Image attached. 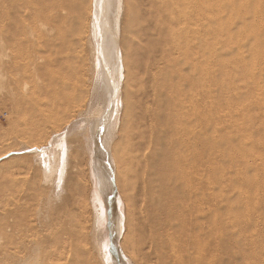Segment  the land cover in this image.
I'll use <instances>...</instances> for the list:
<instances>
[{
    "label": "rangeland",
    "instance_id": "374dc122",
    "mask_svg": "<svg viewBox=\"0 0 264 264\" xmlns=\"http://www.w3.org/2000/svg\"><path fill=\"white\" fill-rule=\"evenodd\" d=\"M91 1L83 2V10ZM241 1H123L117 35L127 42L120 43L123 68L119 83L128 108L121 107V127L116 126L115 136L106 148L99 129L109 128L105 120L117 106L110 103L106 107L105 99L92 96L91 63L82 65L80 60L73 59L67 64L69 73L84 70L88 78L85 86L81 81L71 83L84 86L82 110L73 111L75 98L70 100L68 115L60 118L63 112L55 110L56 107L60 110L61 104L46 86L49 82L44 74L49 62L47 0H0V264H80V259H71L67 248L65 254L52 256L51 243H41L51 237L53 213L58 223L77 226L73 234L63 238L68 247L75 241L88 250L84 264H103L101 240L110 264H116L113 256L117 250L127 264H132L131 260L137 264L131 248L139 238L146 241L145 254L142 253L146 262L162 264L151 253L154 249L151 227L162 224L158 227L160 235L155 237L159 239L162 235L163 240L166 238L163 227L168 219L171 222L172 214L165 211L163 218L148 220L144 208L153 203L144 194L143 186L149 183L154 188L158 184L156 192L158 196L161 194L162 204L167 202L168 206L175 201L174 187L178 186L175 184H182L187 176L182 165L175 168L172 158L176 154L179 160L185 162L186 158V163L192 166V188L207 201L208 209L220 221L217 228L207 232L212 242L221 240L225 245L221 244V249L213 242L209 261L264 264V0ZM180 3H189L190 7L177 11ZM185 9L190 13L186 11L185 15ZM36 12L41 16L39 21ZM181 14L186 18L190 14L191 20H182ZM81 23L84 29L87 22ZM37 41L41 43V57L36 69L33 60ZM69 46L79 50L81 47L76 37ZM40 70H44L43 74ZM64 104L62 109L66 110L67 103ZM99 118L94 135L98 145L91 146L86 140L88 134L80 135L74 127L82 121L86 129L88 120L98 123ZM173 128H181L178 135L185 145L189 142L195 148L192 154L187 156L175 148L177 134L172 137L169 132ZM183 128L189 129L190 135L183 133ZM58 135L65 136L72 147L70 161L67 154L64 157L66 171L62 182L49 168L50 160L46 158V168L45 160L37 157V152L54 149ZM101 145L107 153L102 147L97 148ZM116 145L124 153L117 154L113 148ZM156 146L162 148L164 155L169 151L170 154L162 155L156 169H152L148 164ZM131 149L136 150L137 157L124 162L122 156H127ZM105 157L114 178L117 168L128 176L131 174L126 181L116 178L111 196H122L126 216L132 220L124 250L113 235V204H108V199L103 204L102 230H96L92 196L98 186L92 168H98L99 162L106 161ZM52 162L55 163L54 159ZM149 172L160 183L144 182L142 176ZM126 185L129 187L125 188ZM130 195L133 199L129 201ZM213 255L217 257L214 259Z\"/></svg>",
    "mask_w": 264,
    "mask_h": 264
},
{
    "label": "bare ground",
    "instance_id": "6f19581e",
    "mask_svg": "<svg viewBox=\"0 0 264 264\" xmlns=\"http://www.w3.org/2000/svg\"><path fill=\"white\" fill-rule=\"evenodd\" d=\"M123 1L124 0H92L91 5L89 7L86 6L87 8L83 10L84 8L83 2L85 3V0H47L48 3L46 7V15H45L47 20V25L49 28L48 30L50 32V37L46 41V45H47L46 47H47V51H49L50 58L49 57L47 58V61L49 62L46 65V69L44 72V74L46 73V76L45 75L44 76L45 78H47L48 76V80H46V82L48 81L49 85L47 84L46 86H49L48 88H50V91H52V93L57 96L56 102L57 103L59 102V104H61L60 110H58L57 107L55 110L63 112V115L60 118H62L64 115L65 116L68 115L70 113V108H69L70 100H72L73 98H75V100L77 99L76 102L72 103L73 111H77V109L78 111H80V109L82 110V107H84L85 105L84 101H81L84 94V90L82 88H84L85 84L88 81V78L84 70H80V72L72 71L71 73H69L67 70V66H68L67 64L73 59L80 60L82 65L87 64V62L91 63L90 72L92 74V77L90 80L92 83H94V88L93 91L91 92L92 96L94 97L97 95L98 99L99 97L100 99L101 98L103 99L102 101H104L105 99L106 107L107 104L110 103L112 104L116 103L117 106L115 111H113V109L109 111L108 118L105 120V123L108 120L109 128H107L106 130L99 129V133H101V137H102L101 143L105 147L107 145L106 148L110 146V142L113 140L115 136L116 126L119 124L120 125L119 128L121 127V121H122V118L120 117L121 107L123 109L125 108V106L126 109L128 108V104H127L128 100L125 102L124 105V98H123L124 90L123 87L120 89V83H119L120 74H121L120 71L123 68L122 63L120 62V53H121L120 43H123L125 45L127 42V40L125 41L123 38L117 35L118 32L117 30L121 29L120 25H121V16L123 14ZM239 1L242 2L241 0ZM244 4L248 5V1L245 2ZM180 5L181 6H179L177 9L184 6H189V3L188 4L180 3ZM224 8L230 10L229 6L225 4H224ZM234 8L235 6L233 5L232 9ZM189 9L192 11L191 8ZM190 10L188 11V9H185V11L183 10V12L185 13L186 11H188L190 13ZM251 10L252 12L256 11V9H251ZM177 11H180V9ZM247 12L250 13V10L248 9ZM185 15L187 14L185 13ZM188 15H189L188 18L182 15V17L184 16V19L182 20H185V18L188 20L190 18V14ZM40 17L41 16L36 12L37 21L40 20ZM82 21L83 24L87 22L84 29H83L84 26L82 27V23H81ZM74 37H76L77 45L78 42H80L81 45L80 50L73 49V46L72 48L69 46L71 39ZM84 39L86 40V42H84ZM119 40H121V42ZM36 44H37L35 46L36 49H34L35 55H34L33 65L37 66L35 67L37 69L38 66L40 65L37 64L38 62H40L39 59L41 57V55H39V49L41 48L40 45L41 43L37 41ZM43 68H45V66ZM41 73L39 74V76L43 74ZM79 81H81V83L84 86L81 84V87L80 86L76 87L77 85H74L76 83H74L73 85L71 84L73 82L78 83ZM48 93H50L49 89H48ZM64 100H65L64 103H67L66 107H64L67 108L66 110L62 109V107L65 105L63 103ZM41 115L46 116V113L42 112ZM40 118H42V116ZM40 118L38 119L40 120ZM100 118L98 119V123L93 120H88L87 122L88 125L86 124L87 125L86 129L83 128V125L81 124L82 121L78 123L77 127H74L77 128L76 129L78 130L77 133H80V135L81 133H85V132L88 134L86 140L89 142V144L91 143V146H94L96 143L95 139H98L94 135L97 133V127H99V121L101 120ZM48 120H49V116H48ZM157 129L159 132L164 131L163 128H157ZM180 131L181 128H173V130L169 132L171 136L172 134L174 136H176L177 134L178 136V138H176L177 137L176 136L174 139V144L175 143L177 144L175 145L176 146L175 148L178 149V151H183L188 156L193 153L192 151H194L195 148H193L192 145L189 144V142H186L185 145V142L181 140L178 135L179 133H181ZM184 131L186 134L190 135L189 129L183 128V133ZM160 138L162 137H159V139ZM53 145L55 146L53 150L45 149L46 151H44L43 153L37 152V157L40 158L41 160H45L44 163L46 165L45 166L46 168H48L46 158L49 159L50 160L49 168L54 173H57V175L59 176V181L62 182L64 180L63 179L64 172L66 171V169H63L64 159H65L64 157L65 154H67L69 156L68 158L70 161V152H71L70 148L72 149V147H70L69 142L66 141V137L62 135L57 136V138L53 142ZM96 145L98 144L96 143ZM118 145H116V147L113 148H115L117 154H120L122 152V149ZM101 147L102 145L97 146V148L100 149ZM103 149L104 148L102 147V150ZM160 149L162 150V148ZM160 149L157 146L155 147L156 153L154 157L151 158V161L148 164L149 166H151L152 169H156L157 160L159 158L163 156L168 157L170 154L169 151L167 155H164L163 153H161ZM135 151L136 150L131 149V151L126 152L125 155L127 156H122L124 162H128L129 160L131 159L133 160L134 158H136L137 156L135 155H138V153L136 154ZM105 153L107 152H104V154ZM113 154L111 155L112 156L111 158H113V160L116 161L114 158L115 154L114 155ZM181 156L182 155H180V157ZM53 159L55 163L52 162ZM105 159L106 161L102 163L100 162L98 163L100 167L98 166L97 168V166L95 165L96 168L95 169L94 167L92 168L93 177L95 181L97 178V186H98V189L97 187L93 189V196H92V204L94 210H96V214H95L96 230L100 232L102 230L101 229L102 226L100 227V223L102 221L103 213H104L103 204H104V199H108L107 203L110 205L113 204L111 206L113 235L115 238H117V242H120L121 249L124 250L125 241L129 238V234L127 235V229L129 227V223L132 222V220L131 219L128 220L127 218L128 216H126V204L122 196L121 195L120 197L114 196V198H112L111 196L116 184L115 182L116 178L118 180H121L123 178V180L126 181L128 180L131 174L128 176L127 174L122 173L121 169L117 168L116 175L114 178L113 171L109 165L110 163L108 162V157H105ZM186 160H187L186 158H185V162L179 160V154H176L172 158L175 168L178 169V167L182 165L181 168L186 170L187 176L186 178H184V182L182 184L176 183L175 185L178 186L172 184L173 186H175L173 195H176L175 196L176 198L174 197L175 201L171 202L168 206L166 205L167 202H165V204L164 203L162 204L163 199L162 197H160L161 194L160 196H158L156 192L157 190L156 186L159 187L158 184L154 185V188H150L149 183L148 184L145 183L146 186L145 187L143 186L144 194L153 203L144 208L145 212L147 211L146 213H147V217L149 218L148 220L152 219L156 221L160 217L163 218L164 217L163 214L165 211H170V214H172L170 215L171 222H168L169 219L168 220L166 219L167 222L163 227V230L165 231V236L164 234L163 236L166 237L164 238L165 240L160 239L162 238V235L159 237V239L155 237L156 235L161 233L158 227L162 226V224L158 225L157 223L156 226L154 225L153 227H151L152 228L151 237L153 238H151L150 241H152L151 246H154L153 252L151 253H154V258L159 263L162 264H213L211 263V261H209V256L213 254L212 246L214 241L212 242V240L210 239L211 235H209V232L207 231L210 228H214V227L217 228L216 227L217 223L220 224L219 223L220 221L218 216L214 214L212 210L208 209L207 201L199 197V195L195 193V190L192 188L191 183L193 179V169L192 166L188 164L189 162L186 163ZM151 172H149L148 174L146 173L143 174L142 179L144 182H146L147 180L148 182L155 181ZM160 181H161L160 179H157L155 182L160 183ZM128 187H129L128 185L125 186V188ZM160 191H158V193H160ZM129 198H130L129 201L133 199L132 195H130ZM175 216H178L179 220L175 218ZM56 218L57 217H55V213H53V218L50 227L52 229V232L50 233L51 237L46 239L47 241L42 240L41 243L44 242L51 243L49 255L55 256L56 254L61 252H64L65 254V250L67 248V250L72 254V258H71L72 260L80 259L79 263L84 264L83 260L86 259L88 255L87 252L88 250H86L85 247L80 248L79 245L80 243L75 241H73L72 243L70 242L69 244L70 248H69L67 246L68 244L66 240L63 238V236L65 235L73 234V232L77 230V226L74 225L71 226L70 224L67 225L60 224L56 221ZM141 228L145 229L144 225H141ZM167 238L168 241L165 242ZM219 238L221 239V237ZM181 240L182 242H180ZM101 242H100L101 243L100 255L102 257V263L110 264L109 263L110 260L107 258V254H108L106 252L107 249L102 240ZM145 242L146 241H144V239L139 238L138 240L136 239L134 245L132 244V247L134 246L133 248H131L133 249L132 254L135 257L137 264H143V263L149 264V262L147 263L146 260L144 259L145 256H143V254H145L143 252L146 245ZM222 242L223 241L218 240L217 242H214V244L216 243V245H220V246L221 244L225 245V243ZM222 248L223 247L221 246V249ZM150 251H152V249ZM222 252L224 253V251H221L220 253ZM151 255L153 254H150V256ZM215 257L217 256H214V259ZM123 259L124 258L121 252L117 250V255L113 256V261L116 262V264H127L126 261H124ZM131 263L134 264L133 260H131Z\"/></svg>",
    "mask_w": 264,
    "mask_h": 264
}]
</instances>
